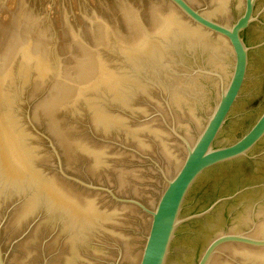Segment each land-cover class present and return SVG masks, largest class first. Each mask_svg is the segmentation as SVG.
<instances>
[{
    "label": "water",
    "instance_id": "95a60500",
    "mask_svg": "<svg viewBox=\"0 0 264 264\" xmlns=\"http://www.w3.org/2000/svg\"><path fill=\"white\" fill-rule=\"evenodd\" d=\"M255 1L17 0L0 264H264Z\"/></svg>",
    "mask_w": 264,
    "mask_h": 264
},
{
    "label": "rangeland",
    "instance_id": "374dc122",
    "mask_svg": "<svg viewBox=\"0 0 264 264\" xmlns=\"http://www.w3.org/2000/svg\"><path fill=\"white\" fill-rule=\"evenodd\" d=\"M17 6V0H6L0 9V44L7 36L12 20V15Z\"/></svg>",
    "mask_w": 264,
    "mask_h": 264
},
{
    "label": "flooded vegetation",
    "instance_id": "af4514ba",
    "mask_svg": "<svg viewBox=\"0 0 264 264\" xmlns=\"http://www.w3.org/2000/svg\"><path fill=\"white\" fill-rule=\"evenodd\" d=\"M256 1H257V0H256ZM256 1H255V3H256ZM253 15H254V16L256 15V13H255V4H254ZM251 24H252V22L249 24V26H250ZM249 26L246 27V28L241 32V37H242V39H243L244 42H245V39H244V37H243V32H244L247 28H249ZM245 44L247 45L246 42H245ZM252 125H253V124H252ZM252 125H251V126H252ZM251 126H250V127H251ZM250 127H249V128H250ZM258 142H259V141H258ZM258 142H257V143H258ZM257 143H256V144H257ZM256 144H255V145H256ZM255 145H254V146H255ZM254 146H253V147H254ZM241 189H243V188H240V190H241ZM238 190H239V189H238ZM235 191H237V190H235ZM235 191H233V192L230 193V194L224 195V196L232 195L233 193H235ZM224 196H220V197H224ZM236 196H237V195H236ZM220 197H217V198H220ZM217 198H215L214 200H216ZM214 200H213V201H214ZM213 201H212V202H213ZM226 201H227V200H226ZM212 202H210L206 207H208ZM224 202H225V201H224ZM222 203H223V202H222ZM217 206H218V205H217ZM206 207H205V208H206ZM205 208H203V209H205ZM203 209H202V210H203ZM200 211H201V210H200ZM197 212H198V211H197ZM194 213H195V212H194Z\"/></svg>",
    "mask_w": 264,
    "mask_h": 264
}]
</instances>
